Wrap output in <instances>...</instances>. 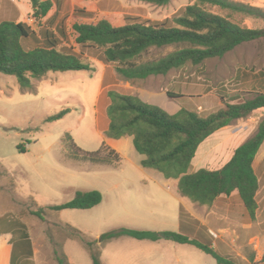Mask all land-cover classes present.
Masks as SVG:
<instances>
[{"label": "rangeland", "instance_id": "1", "mask_svg": "<svg viewBox=\"0 0 264 264\" xmlns=\"http://www.w3.org/2000/svg\"><path fill=\"white\" fill-rule=\"evenodd\" d=\"M50 1L54 5L52 10L45 18L35 20L29 0H0V22L26 23L38 35L49 30L57 37H60L58 27L64 22L69 39L63 40V45L79 52L73 31L75 23L108 20L113 26L121 27L132 22L171 21L199 0H171L164 6L137 0ZM233 1L264 9V0ZM204 8L244 27L264 29L262 19L212 6ZM172 50L153 49L146 58L157 59ZM89 60L91 71L51 72L39 79L31 78L30 89H22L16 77L0 73V216L9 221L10 230V216L28 226L40 264H57L56 249L65 253L70 264H92L86 246L71 237L70 227L90 241H99L103 234L121 228L178 232L174 214L178 200L173 191L145 173L132 155L133 151L138 155L133 141L129 142L128 138L117 141L122 154L107 144L104 136L109 126L107 93L114 90L138 96L170 114L187 108L208 116L224 106L221 95L227 101L236 93L248 97L247 87L238 75L244 70H264V38L242 44L222 58L209 59L200 65L188 63L165 76L146 80L125 81L117 75L114 65ZM168 92L184 97L171 99ZM66 109L70 113L63 119L46 123V118ZM254 117L256 122L236 121L208 138L199 148L195 164L206 163L207 169L222 165L228 152L254 135L264 111H258ZM71 140L85 152H96L106 142L121 158L107 165L74 159ZM77 191H98L103 196L102 203L90 210L47 209L69 202ZM184 203L190 206L195 202L187 199ZM41 209L43 219L35 214ZM245 236L242 233L238 237L239 247L245 243ZM200 242L206 243L208 238L204 236ZM100 250L102 264H217L213 257L194 246L164 240L122 237ZM241 251L250 255L247 247ZM14 257L18 264V254ZM236 262L247 264L241 257Z\"/></svg>", "mask_w": 264, "mask_h": 264}, {"label": "trees", "instance_id": "2", "mask_svg": "<svg viewBox=\"0 0 264 264\" xmlns=\"http://www.w3.org/2000/svg\"><path fill=\"white\" fill-rule=\"evenodd\" d=\"M29 1L35 20L45 18L54 6L50 0ZM137 1L164 6L171 0ZM205 6L264 20V9L260 7L233 0H199L171 21L132 22L121 27L113 26L108 20L96 24L75 23L73 31L79 52L63 45V40L69 39L64 22L58 27L60 37H57L49 30L41 31L38 35L26 23L3 21L0 22V73L16 77L22 89H30L31 78L39 79L51 72L91 71L89 59L93 58L104 65H114L117 75L125 81L146 80L152 76H165L188 63L200 65L209 59L222 58L242 44L264 38V29L244 27L229 18L208 12ZM77 12L86 14L83 10ZM153 49L173 50L157 59H147ZM238 78L245 83L248 97L242 98L240 93H236L227 101L221 95L224 106L208 116L187 108L170 114L138 96L110 90L107 93L110 104L107 108L109 126L104 133L105 139L132 137L136 152L144 157L141 167L156 171L167 180L177 181L179 194L202 206H212L220 196H231L238 192L249 216L255 219L259 181L253 163L264 143V118L254 135L234 151L223 168L190 172L200 146L209 137L257 111H264V70H244ZM167 95L171 99L184 97L171 92ZM69 113L70 110L66 109L45 121L54 123ZM70 148L74 152V159L93 164H113L121 158L106 142L96 152H85L73 141ZM102 200L103 196L98 191H77L69 202L47 209L54 212L90 210L100 205ZM35 214L44 218L43 209ZM10 223L14 233L11 264H15V253L22 264H35L28 226L21 219L11 216ZM191 223L199 224L182 210L179 232L121 228L103 234L99 241H90L77 229L70 228L73 233L71 237L86 246L92 264H102L100 247L122 237L190 245L213 257L217 264H237L234 259L223 257L214 249L213 237L206 228L202 227L195 235L196 230ZM204 236L208 238L206 243L200 242ZM54 257L57 264H70L60 250L54 251Z\"/></svg>", "mask_w": 264, "mask_h": 264}, {"label": "crops", "instance_id": "3", "mask_svg": "<svg viewBox=\"0 0 264 264\" xmlns=\"http://www.w3.org/2000/svg\"><path fill=\"white\" fill-rule=\"evenodd\" d=\"M257 112L253 113L251 117L247 118V120L241 119L238 121L256 122L254 114ZM261 114L263 115V113ZM125 138H128L129 142L133 141L132 137ZM121 140L106 139V142L122 154L123 151L117 143V141L121 142ZM129 142L127 145L128 151L131 150V145ZM229 142L230 141H228L227 145L228 148L231 147ZM241 144L242 143H240L234 150L228 152V155L222 165H218V167L209 170H219L223 168L230 161L234 151ZM133 152L132 155L135 157L137 162L141 164V161L144 159V157ZM195 159L193 160L190 172H196L200 169H207L206 163L195 164ZM253 168L259 181V190L256 195L257 211L255 214V219H251L249 216V213L244 207L238 192H234L231 196H220L215 200L212 206H202L198 203H192L190 206H188L184 202L189 198L182 197L179 194L177 181L167 180L162 174L156 171L145 168L143 169L145 170V173L150 178L157 181L159 185L164 186L170 192L173 191V195L177 198L178 209L174 212V214L178 220V232L180 231L181 213L182 210H184L192 221L199 223H191L193 229L195 228L196 230L195 235L198 234L202 227L206 228L207 232L212 237L214 236L215 241L213 243V247L221 256L230 257L235 261H237V257H241L242 260L247 264H264V143L255 158ZM212 222L220 223V225L215 226L212 224ZM8 226L9 221L7 222L5 217L0 216V264H11L13 258L14 233ZM242 233H246L244 240L245 243L243 246L239 247L237 244L239 241L237 239L240 235H242ZM219 247H221L222 250H218ZM243 247H247L249 249V256H246L241 251ZM34 262L35 264H40L35 246ZM18 264H22L20 259Z\"/></svg>", "mask_w": 264, "mask_h": 264}]
</instances>
